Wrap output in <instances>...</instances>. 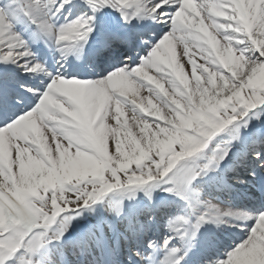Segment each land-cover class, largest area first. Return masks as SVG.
I'll list each match as a JSON object with an SVG mask.
<instances>
[{
  "label": "snow or ice",
  "instance_id": "snow-or-ice-1",
  "mask_svg": "<svg viewBox=\"0 0 264 264\" xmlns=\"http://www.w3.org/2000/svg\"><path fill=\"white\" fill-rule=\"evenodd\" d=\"M70 2L0 0V63L17 64L25 73L47 71L18 25L52 41L61 60L69 54L80 58L96 14L105 8L125 24L147 18L169 31L155 43L133 34L106 35L101 52L120 43L144 46L145 54L96 78L47 73L50 82L42 93L26 89L36 103L23 106V97L13 98L19 111L5 109L9 93L0 88V129L25 122L8 139L10 163L0 165V208L7 217L0 225V264H38V253L54 243L63 246L71 221L105 193L162 180L163 190L187 209L168 221L161 264H182L201 226L221 218L241 228L242 239L225 259L209 254L204 264H264V210H222L200 199L194 187L232 158L231 141L249 131V110L261 105L264 112V0H83L90 14L57 24ZM222 131L230 140L198 162L197 154ZM252 135L264 139L256 130ZM252 155L264 168V154ZM114 211L121 216L122 204ZM176 239L184 244L183 254L171 246ZM135 255L143 264L142 253ZM49 264H56L55 250Z\"/></svg>",
  "mask_w": 264,
  "mask_h": 264
},
{
  "label": "bare ground",
  "instance_id": "bare-ground-1",
  "mask_svg": "<svg viewBox=\"0 0 264 264\" xmlns=\"http://www.w3.org/2000/svg\"><path fill=\"white\" fill-rule=\"evenodd\" d=\"M17 30L21 31L22 29H19L17 27ZM23 35H24V33H23ZM92 36H93V34H92ZM97 38H98V36H94L93 37L94 40H96ZM145 51H146V49H145ZM17 67H18V65H17ZM5 71H6V68L4 66L0 65V76L1 77L3 76ZM261 79H264V75L261 76ZM39 86H42V84H40ZM39 91H40V93H42L43 88H39ZM33 103H34V101H33ZM126 118H127V114L122 119H126ZM28 120L31 121L32 123H34V116H30L28 118ZM21 123H25V122L18 121V122H16V124H14L12 126H9L8 128H6L4 130H0V165H5L6 163H10V160H9V157H8V153H7L8 139H9L10 136H15V135H19L20 134V132H21V128H20ZM33 134L35 135V132ZM251 170H252V172L255 171L253 168H251ZM30 187H31V185H28L23 190L24 191H28L30 189ZM196 189L198 190L199 195H201L200 192L202 191V188L197 186ZM205 199H208V198L205 197ZM220 199L221 198H217L216 197V200H220ZM147 201H148L147 205H149L150 207L151 206L153 207V203H155V202H154V199L152 198V196H151V199H149V196H148V200ZM210 201L214 205L218 206L219 208H221V209L224 208L223 205L218 204L214 200H210ZM156 204H159V203L157 202ZM115 205H116V203L114 204L113 202H107L105 204V206H102L101 210L99 211V215H98L97 219L95 220V222H97L96 225L98 226V228L94 227V225H93V226H90L89 228H87L84 233L75 232V233H73L71 235V237L68 236V239L66 240V242L64 243L63 246H61V245H59V246L61 248H63L65 250V252L68 253V254H74V253L83 254V253H85V251L88 252V251L93 249V245L90 242H87V244H84L82 242L83 239L86 238V237H87V239H91L92 240V235L91 236H87V234L89 233V230L91 229L93 234H95L98 230H103V231H105L104 235L106 236V239L108 240L109 251L112 252L114 250V243H118L119 242V238H120L119 234H120V232L124 231L125 233L123 232V236L126 237V234H128V232L131 231V228L129 227V223H128V227H126V225L124 224V223H126V221L123 222L124 219H122V217L118 218V216L116 215V213L114 211V206ZM147 205H146V207H148ZM132 208H133V210L135 212H138V210L134 208V205L132 206ZM2 212H3V210H2V208H0V215H1ZM103 218H104V220L102 222L101 220ZM116 218H118L119 221H116ZM216 227H217V225H216ZM208 240L213 245H216L217 247L219 246V244H217L215 240H211V239H208ZM77 242H79V243H77ZM200 242L201 241H199L197 243V240H196L195 247L190 249V251H188V254L184 257V260L186 262H184L183 264H187V262H188L187 261L188 260L187 257L189 258L190 256H192L191 258L194 261H197V260L199 261V258L202 255H204V254L207 255L208 252H211L212 250H214V248H211V246H207V248H205L206 244L203 243L201 245V247L205 248V252L203 254L200 253L201 250H199V252H197V250H196L197 248L196 247H197V245H200ZM99 244H100V242H99ZM56 245H58V244H56ZM212 247H214V246H212ZM183 249H184V246L181 247V250H182L181 254H183ZM215 249H216V247H215ZM192 251H193V253H191ZM47 257H48V253H46L45 256H43V257H40V256L37 257L36 259H37L38 264H49V262L47 260ZM68 260H69L70 264L74 263V261L72 260V258L70 256H68ZM114 261H115V258H113L112 262H114Z\"/></svg>",
  "mask_w": 264,
  "mask_h": 264
},
{
  "label": "rangeland",
  "instance_id": "rangeland-1",
  "mask_svg": "<svg viewBox=\"0 0 264 264\" xmlns=\"http://www.w3.org/2000/svg\"><path fill=\"white\" fill-rule=\"evenodd\" d=\"M258 106V105H257ZM262 107V106H261ZM261 109V108H260ZM257 113H259V118H258V122H259V125H260V127L262 126V125H264V112H260V110H257V111H253V113H251L250 115H249V117H248V119L249 120H252L253 118H255L256 117V114ZM223 132V131H222ZM222 132H220V134L222 133ZM259 133H264V129H261L260 131H259ZM224 134V133H223ZM222 136L221 135H216V137H214L213 138V140L210 142V144H209V148H210V150H211V148L212 147H215V145L217 144V143H220V144H223L225 141H227V139L225 140V139H222L221 138ZM198 162H201V160L200 161H198ZM166 186V182L165 181H158V182H156V186H151V185H144V186H140V187H134V188H132V190L131 191H129V194H126V195H124V196H122V197H124V199H130V198H127V196H129L130 194H131V196L133 195V197H135V196H137V197H141V199L140 200H142L143 201V197H142V192H143V190H144V188H148V187H152V188H154V191H155V193H153V195L154 196H156V198L157 199H160V200H162V199H166L167 200V198L168 197H171V198H173V196H175L174 194H170V193H167V192H165L163 189H164V187ZM130 196V197H131ZM177 198V197H176ZM121 198L119 197V199L118 200H120ZM139 200V201H140ZM182 206V207H181ZM181 206H180V211L179 212H177V209H176V207H174V209H173V211L170 213V215H169V217H167L166 215H164V222H166V224H165V226H166V228H168L167 227V224H168V221H169V219H171V218H173V217H175V216H177V215H180V214H186V209H187V206L185 205V204H182L181 203ZM206 223H209V222H206ZM206 223H204V224H206ZM169 231V230H168ZM147 233L148 234H151V235H153L154 234V231L152 232V231H150L149 229L147 230ZM163 236V235H162ZM159 240L157 241V243H156V245L159 247V246H161L162 244H163V239H161V238H158ZM143 240H150V238L149 237H145V238H143ZM146 245H148V243H146ZM214 258H221V259H225L226 258V256H217V255H215V253H212L211 254Z\"/></svg>",
  "mask_w": 264,
  "mask_h": 264
}]
</instances>
